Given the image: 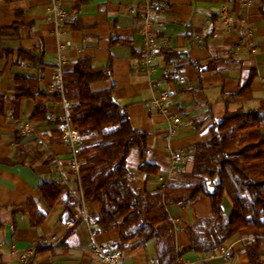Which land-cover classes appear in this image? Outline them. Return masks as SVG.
Here are the masks:
<instances>
[{
	"label": "crops",
	"instance_id": "crops-1",
	"mask_svg": "<svg viewBox=\"0 0 264 264\" xmlns=\"http://www.w3.org/2000/svg\"><path fill=\"white\" fill-rule=\"evenodd\" d=\"M146 1L148 36L143 33ZM58 2L66 16L56 31L49 0H0V264H20L18 254L29 248H34L31 264H104L92 254L91 245L113 250L118 239V229L90 233L82 218L68 225L79 210L89 218L99 208L81 204L71 148L59 124L63 110L56 76L59 68L62 73L71 70L79 58L89 59L94 68L111 65L109 79L91 88H110L114 100L126 107L130 125L147 134L146 162L155 173L146 178L137 171L133 152L127 167L135 188L157 191L166 179L191 170L188 149L209 138L211 123L195 127L193 121L208 111L220 118L237 109L258 110L264 133V0ZM224 6L234 18L231 26L219 16ZM130 8L137 12L131 14ZM16 20L20 25L15 27ZM165 50L178 57L166 62ZM17 76L39 78L44 116L33 115L36 99L15 95ZM164 91L168 97L158 106L154 101ZM44 183H57L64 190L49 201L41 190ZM223 210L230 213V207ZM169 214L182 263L249 264L243 246L251 239L239 234L211 253L189 250L185 228L211 216L208 198L201 195L185 206L172 205ZM259 255L264 264V238ZM155 256L154 241L139 245L133 240L121 264H155Z\"/></svg>",
	"mask_w": 264,
	"mask_h": 264
},
{
	"label": "trees",
	"instance_id": "trees-1",
	"mask_svg": "<svg viewBox=\"0 0 264 264\" xmlns=\"http://www.w3.org/2000/svg\"><path fill=\"white\" fill-rule=\"evenodd\" d=\"M78 6V3H77ZM19 12H17V15ZM20 25L15 21V27ZM35 60L29 51H23ZM176 52L164 51L169 62ZM111 65L94 68L87 58H79L62 73V94L69 103L67 119L78 131L80 158L78 185L85 203L98 204L88 218L93 234L113 229L119 236L113 249L124 252L133 240L143 245L155 242V264H175L180 257L175 243V226L169 214L172 205L182 207L198 196L209 199L211 216L185 228L189 250L211 253L235 234L250 238L243 250L249 264H260V244L264 238V133L258 110L237 109L215 118L208 111L193 121L199 127L210 120L209 138L188 149L192 168L178 178L166 179L157 191L133 187L135 177L127 159L137 153V171L146 178L155 168L146 162L147 134L135 130L124 105L118 104L110 88L92 89L91 84L109 79ZM17 97L36 99V116L46 113L39 78L17 76ZM60 125L65 124L62 118ZM43 195L53 201L64 188L44 183ZM230 201L226 214L223 200ZM40 220L43 215L38 213Z\"/></svg>",
	"mask_w": 264,
	"mask_h": 264
},
{
	"label": "built area",
	"instance_id": "built-area-1",
	"mask_svg": "<svg viewBox=\"0 0 264 264\" xmlns=\"http://www.w3.org/2000/svg\"><path fill=\"white\" fill-rule=\"evenodd\" d=\"M49 1H50L51 21L54 23L56 31H58L63 26L64 17L66 16V13L61 8L58 0H49ZM142 10L144 12L143 33L146 36H148L150 33V29H151V24H150L151 14H150V6L147 1L144 3ZM129 12L131 14H135L137 10L135 8H130ZM219 16L221 20L223 21V23H225V25L227 26L233 25L234 18L232 14L229 12V10L227 9V7L224 6L220 9ZM251 37H252V31L248 29L246 32V39L248 40L250 45H251V41H250ZM195 39L199 40L200 37L195 36ZM145 45L146 47H149L151 45V41L149 39H146ZM251 52H255V48L253 46H251ZM56 80L57 82H59V94H62V71L60 70V68L58 71V75L56 76ZM167 97H168V94L167 92L164 91L161 93L160 99L155 100L154 103L158 106H161L162 104L161 102L166 100ZM61 104H62V110H63V119L65 120V124L62 125L61 127L62 139L71 148L73 168L77 174V177H79L80 158L78 156V151H77V147L80 144L79 134H78V131L75 130L73 127H71V125L68 122V119H67V108L69 106L68 101L62 97ZM175 157H176L175 154H172V158L174 159ZM79 191H80V188H79ZM80 201H81V204H84L81 191H80ZM79 218L83 219V221L86 223L87 227L89 228L90 233H92L89 223H88V218H87V215L84 209H81L78 212H76L73 216V219H71L68 222V225L73 226L74 221ZM176 249L177 251L180 252V248L178 246ZM91 252L93 255L97 256L104 264H121L122 259H123V252L115 250V249L113 250L105 249L102 245L95 243V242L91 245ZM33 253H34V248H29L28 250L22 253H19L18 258H19L20 264H31V258L33 256ZM175 264H186V263H182L180 261V257H178L176 259Z\"/></svg>",
	"mask_w": 264,
	"mask_h": 264
},
{
	"label": "rangeland",
	"instance_id": "rangeland-1",
	"mask_svg": "<svg viewBox=\"0 0 264 264\" xmlns=\"http://www.w3.org/2000/svg\"><path fill=\"white\" fill-rule=\"evenodd\" d=\"M132 157H133V158L135 157L134 154L132 155ZM133 158H132V159H133ZM129 166H130V165H129ZM129 166H128V168H129ZM228 207H230V201H229L228 198L226 197V198H225V202H224V209L227 210Z\"/></svg>",
	"mask_w": 264,
	"mask_h": 264
}]
</instances>
